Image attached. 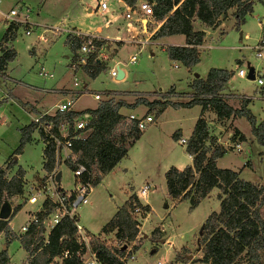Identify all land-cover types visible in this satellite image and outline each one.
Segmentation results:
<instances>
[{"label":"rangeland","instance_id":"1","mask_svg":"<svg viewBox=\"0 0 264 264\" xmlns=\"http://www.w3.org/2000/svg\"><path fill=\"white\" fill-rule=\"evenodd\" d=\"M253 1L251 13L245 16L238 28L234 27L232 9L215 28L207 29L196 22V29L206 30L203 41L205 47H198L201 49L199 60L186 69L179 62L170 61L164 50L167 45L182 44V35L175 34L155 41L150 40L148 32L152 31L156 22L149 20L142 12L138 13L140 22L136 21L135 15L125 19L126 10L119 7L116 0H106L109 11L106 17L111 15L109 24H105V16L94 11L92 0H0L2 13L12 7H27L29 23H18L13 39L3 43L15 51V56L7 62L5 74L0 76V167H5L11 162L5 176L8 178L20 169L23 171L25 184L22 196L12 199L22 204L11 219L15 235L21 231L20 226L30 212L36 211L39 206L38 202H25L28 186L47 181V172L42 167L43 143L37 131H31L30 140L16 152L20 138L19 129L32 121L37 114L53 112L62 100H70L73 110L82 111L96 106L98 100L93 99V92H99L100 99H105L108 98L105 93L111 91L114 99L121 98L131 102L136 96H144L149 100L161 99L160 92L173 86L174 93L170 94L168 99L180 102L189 98V82L194 74L205 78L209 68H221L233 70V76L223 89L229 94L226 98L228 103L238 106V98L234 96L243 94L251 98L248 108L256 122L262 120L264 100L261 99L255 79L257 75L264 73V59L256 58L251 48L264 28V0ZM5 22L0 15V37L7 24ZM54 26L77 29L94 35V28L98 26L99 34L115 36L116 41L121 42L117 44L106 40L104 48L96 53L103 69L94 77H89L80 68L81 65L76 63L77 52H71L65 43V33H52L51 28ZM26 30L30 31L29 34H25ZM39 36L44 39L40 40ZM131 40L133 42H130ZM74 54L75 61L72 60ZM131 55L134 56L133 61L128 59ZM116 65L124 73L123 78L119 80L109 75V69L115 68ZM238 68L245 72L244 76H237ZM249 68H253V80L246 78ZM41 70L51 76H41ZM137 107V110L131 113H134V116L143 115L146 108L143 105ZM207 113L205 112L204 117L208 119L206 125L212 143L205 142L206 155L209 154L213 143H220L225 153L216 159L217 167L235 170L239 178L263 186L264 148L251 134L246 119L236 117L218 121ZM199 114V105L179 110L170 106L162 114L161 125L159 117L151 114L153 121L142 129L143 136L128 150L132 159H120L118 166L113 167L111 173L109 171L93 186L87 203L75 210L78 223L97 235L126 197L129 194L136 195L137 182L134 185L135 192L122 182H130L137 173L147 174L146 180L152 184L153 189L147 192L144 200L150 211L145 217L137 214L139 225L135 242L139 247L126 259V264H173L176 254L181 257L177 264H210L196 260L201 254L197 240L200 226L206 216L218 210V190L211 189L208 196L189 208L187 201L175 203L167 197L163 177L164 171L172 166L174 161L190 163V158L185 152V143H181L178 137H172L167 131L179 125L182 133L186 134ZM237 129L245 137L243 145L238 140ZM131 163L133 165L128 172L120 170L121 165ZM57 172L60 173L58 186L64 191L73 189L75 178L71 168L60 162ZM261 212L264 218V202ZM43 228V235L46 236L50 228L47 224L43 225ZM105 236L109 243H113L111 234ZM131 245L132 243L127 246L126 251ZM3 249L12 264H20L26 260V252L17 237L6 240L2 233L0 251Z\"/></svg>","mask_w":264,"mask_h":264},{"label":"trees","instance_id":"2","mask_svg":"<svg viewBox=\"0 0 264 264\" xmlns=\"http://www.w3.org/2000/svg\"><path fill=\"white\" fill-rule=\"evenodd\" d=\"M120 2L130 7L145 2L151 7L153 21L159 23L149 36L151 40L175 34L182 35L183 44L167 45L164 50L170 61L179 62L189 69L199 60L198 47L202 44L205 34L203 28H195L196 22L207 29L215 28L232 9L234 27L238 28L245 16L251 13L254 1L120 0ZM18 25L13 22L7 23L0 37V76L4 75L7 62L15 56V51L3 43L13 39ZM262 31L264 32V29ZM64 41L74 53L81 39L67 34ZM105 42V39L99 38L95 44ZM116 43L119 44L120 41ZM72 60H76L75 54ZM100 65V60L89 57L80 68L89 77H94L103 69ZM252 74L255 78L254 72ZM232 76L233 70L209 68L205 78L198 76L192 78L189 83L191 92L185 102H173L168 99L170 94L174 93L172 86L160 92L161 99L149 100L144 96H136L131 102L121 98L114 99L113 92L107 91L105 96L108 98L99 99L94 108H86L82 111L70 109L64 112L54 110L52 114H41V120L50 121L52 132L56 134L58 127L63 125L69 136L73 133L74 120L82 114L87 115L84 127L76 131L79 137L71 140L69 147V156L74 158V164L69 161L64 164L72 171L76 164L83 165L85 172L81 179H86L95 186L120 159L126 156L127 149L142 134V130L136 125V120L120 113L121 108L135 109L143 105L146 108L143 115L151 113L154 117H158L167 106L179 108L199 105L200 115L184 145L185 152L191 156V163L181 169L170 166L164 171L166 195L175 203L185 200L189 208H192L208 196L211 189L218 190V210L210 212L200 226L197 243L201 254L197 261L210 264H264V218L261 212L264 185L239 178L235 170L217 167L216 159L225 153L221 144L213 143L208 155L204 148L205 142L211 141L206 122L201 117L205 110L213 112L218 121L244 117L250 126L251 134L264 148V118L256 122L248 108L250 98L243 94L234 96L238 98V106L233 107L222 93L225 84ZM258 76L262 78L259 93L264 100V73ZM33 130L37 131L43 143L42 167L48 173L54 165L55 146L33 121L19 129L20 138L16 152L30 140V133ZM236 132L238 140L245 142L244 135L238 130ZM176 136V132H173L172 137ZM10 163L4 168L0 167V208L5 207L8 210L6 218L0 217V233L4 234L6 240L17 237L11 231L8 222L21 206L20 203L13 204L12 199L22 196L25 190L22 170L18 169L8 178L5 176V170ZM74 178L75 182L77 178L76 176ZM136 208L137 213L134 212ZM51 209V202L45 200L34 214L35 221H30L27 229L17 237L26 252V260L20 264H81L73 254L68 258L58 257L53 260L63 248L71 252L76 249L77 244L73 220L67 217H62L49 229L46 236L43 235L41 220L48 216ZM149 211L148 205L142 204L135 194H129L101 227L100 232L97 235L90 234L89 245L97 259L103 264H126L125 259H128L139 247L135 242L139 225L137 214L145 217ZM105 234L112 235L113 243L108 242ZM131 243V248L126 251ZM180 261L181 257L176 254L173 264ZM0 264H12L5 254V249L0 251Z\"/></svg>","mask_w":264,"mask_h":264},{"label":"built area","instance_id":"3","mask_svg":"<svg viewBox=\"0 0 264 264\" xmlns=\"http://www.w3.org/2000/svg\"><path fill=\"white\" fill-rule=\"evenodd\" d=\"M94 3V11L100 13L101 15L106 17V14L109 12L106 0H92ZM124 18L130 19L131 15H135V19L137 22H140L138 13L142 12L149 20H153L152 18V11L151 7L147 5L145 2H139L133 7L125 6ZM3 20L7 23H25L29 24L27 21V15L23 11H19V9L12 8L9 9L7 12L1 13ZM109 17L106 18L108 21ZM53 34H58L60 32H64L65 35H73L81 39L78 47L76 48L77 52V64L83 65L86 63L87 58L92 57L98 60L99 56H96V53L99 52L102 48H104V43L102 44H95V41L99 39V36H96L92 33H83L77 29L72 28H60L58 26H54L51 28ZM29 30L25 31V34H29ZM40 40L44 38L39 36ZM121 42V41H120ZM130 42H133L131 40ZM253 54L258 59H264V32L262 31L259 38L257 39L256 43L251 48ZM129 61L134 60V56H129ZM253 69V68H252ZM237 76L242 77L245 75V72L238 68L236 71ZM247 74V73H246ZM109 75L113 78L116 76V69L111 67L109 69ZM255 79V78H253ZM252 79V80H253ZM75 84V81H73ZM256 84L259 86L262 84V78L257 75L255 79ZM94 100L100 99V94L95 93L92 95ZM70 100H64L60 102L56 106V110L64 112L70 110L71 107ZM129 119L136 120V125L138 129H144L149 123L153 121V117L151 114L148 115H141V116H134L132 114L128 115ZM87 119L86 114L80 115L78 118L74 120L73 126V133L68 136L67 129L63 125L58 127V133H53L51 129V122L48 120H41V115L34 116L32 121L36 123L37 127L40 128L43 135L50 141L53 142L55 146V155H54V165L50 172L46 174L47 181L37 184L35 186L29 185L28 186V196L25 197V202L28 203H39L38 209L41 208L42 203L45 200H49L52 204V209L48 216L41 220L42 225H48L49 228L53 227L62 217H67L73 220V225L75 229V243L77 247L74 251H69L68 249L63 248L60 254L57 257H54L53 260H56L58 257L60 258H68L72 254L76 256L81 264H103L100 260L97 259L95 253L91 250L89 245L90 234L87 230L82 227L78 223V215L75 210L81 206L85 205L88 200V196L91 193L93 186L90 182L86 179H81L82 174L85 172V168L81 164H76L75 168L73 169V174L76 176L77 180L75 181V186L73 189L69 191H64L58 186V182L55 180V174L57 172V166L60 162L69 161L74 164V158L69 156V147L71 144V140L76 139L79 137V134L76 133L77 130L84 127L85 122ZM179 141L181 143H185L184 138H180ZM49 181V183H47ZM49 184V185H47ZM150 186L148 184H144L136 190V198L138 200L144 199L147 195V192L150 190ZM31 215L29 220L21 225L20 233H23L29 224L30 221H35L34 214ZM134 212H138L137 208ZM126 260V259H125Z\"/></svg>","mask_w":264,"mask_h":264},{"label":"crops","instance_id":"4","mask_svg":"<svg viewBox=\"0 0 264 264\" xmlns=\"http://www.w3.org/2000/svg\"><path fill=\"white\" fill-rule=\"evenodd\" d=\"M116 3H117V5H119V7H122V5H123V3L121 4V2H120V0H116ZM13 8V7H12ZM12 8H10V9H12ZM123 8V7H122ZM27 10H28V8L27 7H24L23 9H20L19 8V11L21 12V11H23V12H25V14L27 15ZM89 10V9H88ZM2 13V12H1ZM89 14V13H88ZM1 15V14H0ZM2 17V16H1ZM107 18V17H106ZM110 18H111V15L109 16V19H108V21H106L105 20V24H109V22H110ZM3 19V18H2ZM4 21V20H3ZM6 23V22H5ZM222 23V22H221ZM220 23V24H221ZM159 26V23H157L156 22V26L152 29V31L151 32H148V35L150 36L151 35V33L157 28ZM262 29H264V28H262ZM204 30V33H205V29H203ZM98 31H100V28L97 26V27H95L94 28V32H95V34H96V36H99L100 38H103V39H105V40H110L109 42L111 43V42H116V37L115 36H109V35H107V34H105V35H103V34H99V32ZM113 35V34H112ZM206 35L204 34V37H205ZM162 38V37H161ZM150 39V38H149ZM159 39V38H158ZM158 39H155V40H158ZM151 40V39H150ZM155 40H153V41H155ZM203 41H204V38H203ZM203 41H202V44L199 46V48L200 47H202V48H204L205 46L203 45ZM183 42H184V39H183ZM183 44V43H182ZM171 45H181V44H171ZM198 48V49H199ZM201 49H199V51H200ZM40 74H42L41 76H45V77H48V76H51V74H47V73H45V72H42V70L39 72ZM4 74H5V70H4ZM194 78V77H193ZM203 79V78H202ZM192 80V79H191ZM191 80H190V82H191ZM75 81V80H74ZM189 82V83H190ZM75 85H76V82H75ZM226 85V84H225ZM173 87V86H172ZM224 88H225V86H224ZM173 90H174V87H173ZM191 90V89H190ZM191 92V91H190ZM189 92V93H190ZM95 93H98L99 94V92H93L92 93V95L93 94H95ZM189 93H187V95L189 94ZM222 93H224V95H225V97L227 98V96L229 95V94H227V93H225L224 92V90H222ZM75 98H77V97H75ZM169 100H171V101H174V100H172V99H170L169 98ZM188 100V99H187ZM187 100H184V101H180V102H185V101H187ZM238 100V99H237ZM237 100H236V102H237ZM62 101H64V100H62ZM61 101V102H62ZM97 101V100H96ZM128 102H130V101H128ZM175 102H177V101H175ZM250 102H251V98H250ZM249 102V103H250ZM249 105V104H248ZM233 106V105H232ZM168 107H170V106H167L163 111H162V113L158 116L159 117V124L161 125V117H162V114L167 110V108ZM233 107H236V106H233ZM94 108V107H93ZM138 108V107H137ZM137 108H135V109H125V108H121L120 109V113H122L123 115H130V114H132V115H134V113H131V112H133V111H135V110H137ZM181 108H184V107H179V108H175L176 110H179V109H181ZM70 109L71 110H73L72 109V104H71V107H70ZM55 110H56V108H55ZM74 111H76V110H74ZM54 112V111H53ZM53 112H46V114H52ZM205 112H208L207 114L211 117L212 115H213V117H215V115H214V113L213 112H211L210 110H205V111H203V113L201 114V117L205 120V122L207 123V120L208 119H206L205 117H204V115H205ZM43 113H45V112H42V113H39V114H37V115H41V114H43ZM200 115V114H199ZM199 115H198V117H199ZM139 116V115H138ZM197 117V118H198ZM196 118V119H197ZM215 119H217L216 117H215ZM229 119H231V118H229ZM196 121V120H195ZM195 123V122H194ZM177 126V127H176ZM193 126H194V124L193 125H191L188 129H187V131H186V134H183L182 133V129H181V127H179V125H175L170 131L168 130L167 132H169L170 133V135L172 136V133L173 132H176V134H177V136L176 137H178L179 139L180 138H184L185 140L187 139V137H188V135L190 134V132H191V130H192V128H193ZM238 130V129H237ZM239 131V130H238ZM240 133H242L241 131H239ZM169 133H167V134H169ZM243 134V133H242ZM141 136H143V135H141ZM217 137V136H216ZM217 141H219V139H217ZM156 142V141H155ZM135 143V142H134ZM220 144V143H219ZM134 145V144H133ZM132 145V146H133ZM184 145V144H183ZM241 145H243V142H241ZM43 147V146H42ZM131 147V146H130ZM129 147V148H130ZM129 148L127 149V152H126V156H124V158H122V159H128L127 161H130L132 158H130V154L128 153V150H129ZM188 155V154H187ZM41 156H42V154H41ZM188 157L190 158L189 159V162L191 163V156L190 155H188ZM121 159V160H122ZM121 160H119L118 161V163L121 161ZM118 163L116 164L117 166H118ZM185 164V162L183 161L182 163H177V162H175L174 161V163H173V165L172 166H176V168H178V169H181V168H183L185 165H188V164H185L183 167H180L181 166V164ZM189 163V164H190ZM115 165V166H116ZM132 163L131 164H128V165H126V164H123V165H121L119 168H120V170L121 171H123L124 173H126V172H128L129 170H130V168H132ZM114 166V167H115ZM171 166V165H170ZM4 166H1V168H3ZM112 170H113V168H112ZM6 171V170H5ZM122 172V173H123ZM110 173H111V171H110ZM147 176V174L146 173H137V175H134L133 176V179H130V182H128L127 180L126 181H123L122 182V184L123 183H126L127 185V187H128V189L130 188L131 190H133L134 191V185L136 184V182H137V187H136V190L139 188V187H141L142 185H143V182H145L144 184H148L149 186H150V188L151 189H153V187H152V184L148 181V180H146V177ZM101 181V180H100ZM99 181V182H100ZM130 190V191H131ZM135 192V191H134ZM16 200H13L12 201V203L13 204H15V203H17V201L15 202ZM141 201V203L142 204H145V200L144 199H141L140 200ZM146 205H148L147 203H146ZM21 206H22V204H21ZM21 206H20V208H21ZM149 206V205H148ZM117 209V208H116ZM31 213H33V212H30V214ZM29 214V216H28V218L25 220V222H27V220H29V218L31 217V215ZM14 216V215H13ZM13 218V217H12ZM11 218V219H12ZM11 219L9 220V222H8V225H9V227H10V229H11V231L15 234V232H14V229H13V227H12V224H11ZM24 222V223H25ZM23 223V224H24ZM21 227V226H20ZM89 234H92V235H96V234H93V233H90L89 231H87ZM2 233H0V235H1ZM19 234H20V232L18 233V235H17V237L19 236ZM5 248V247H4ZM26 254V253H25ZM131 258H133V255H132V257ZM126 263H127V260H126Z\"/></svg>","mask_w":264,"mask_h":264},{"label":"water","instance_id":"5","mask_svg":"<svg viewBox=\"0 0 264 264\" xmlns=\"http://www.w3.org/2000/svg\"><path fill=\"white\" fill-rule=\"evenodd\" d=\"M249 1H253V0H249ZM115 69H116L115 79L119 80V79L123 78V76H124L123 71L117 65L115 66ZM252 72H253V69L252 68H249L247 70V74H246V78L247 79H249V80H252L253 79ZM196 76L197 75L194 74V77H196ZM59 175H60V173L59 172H56L55 177H54L55 180H56V182H59ZM7 216H8V210L5 207L0 208V217L1 218H6Z\"/></svg>","mask_w":264,"mask_h":264}]
</instances>
